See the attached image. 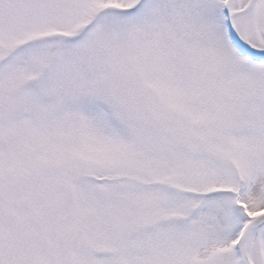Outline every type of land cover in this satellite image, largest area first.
<instances>
[{
    "label": "snow or ice",
    "instance_id": "obj_1",
    "mask_svg": "<svg viewBox=\"0 0 264 264\" xmlns=\"http://www.w3.org/2000/svg\"><path fill=\"white\" fill-rule=\"evenodd\" d=\"M0 264H264V0H0Z\"/></svg>",
    "mask_w": 264,
    "mask_h": 264
}]
</instances>
